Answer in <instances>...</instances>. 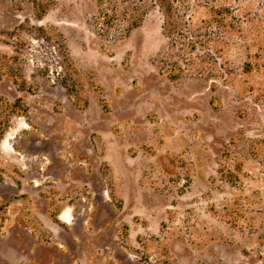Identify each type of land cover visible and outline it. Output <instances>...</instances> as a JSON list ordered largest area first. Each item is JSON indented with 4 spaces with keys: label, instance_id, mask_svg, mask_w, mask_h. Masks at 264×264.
Returning a JSON list of instances; mask_svg holds the SVG:
<instances>
[{
    "label": "rangeland",
    "instance_id": "rangeland-1",
    "mask_svg": "<svg viewBox=\"0 0 264 264\" xmlns=\"http://www.w3.org/2000/svg\"><path fill=\"white\" fill-rule=\"evenodd\" d=\"M142 1L0 0V264H264V0Z\"/></svg>",
    "mask_w": 264,
    "mask_h": 264
},
{
    "label": "trees",
    "instance_id": "trees-1",
    "mask_svg": "<svg viewBox=\"0 0 264 264\" xmlns=\"http://www.w3.org/2000/svg\"><path fill=\"white\" fill-rule=\"evenodd\" d=\"M155 1L163 8L166 14L170 13L171 5L168 0ZM25 3L30 5L32 17L40 21L53 4V0H13V9L19 10ZM144 10L145 5L142 0L140 3L135 2V0H96L95 11L92 16L94 29L98 34L108 35L111 31H115L118 37H123L139 25ZM37 30L44 32V29L41 27H38ZM44 38L50 39V36L44 35ZM65 57L69 62L68 55H65ZM73 70L76 72L75 69ZM0 75L9 77L17 89L30 90V86L22 74L21 67L13 56L0 54ZM68 80L71 82V85L68 81H65V88L69 92H76V84L69 73ZM18 102L14 103L13 107H16ZM49 217L54 222L65 227L63 223H59L54 214L49 213Z\"/></svg>",
    "mask_w": 264,
    "mask_h": 264
},
{
    "label": "crops",
    "instance_id": "crops-1",
    "mask_svg": "<svg viewBox=\"0 0 264 264\" xmlns=\"http://www.w3.org/2000/svg\"><path fill=\"white\" fill-rule=\"evenodd\" d=\"M52 222H53V220H52ZM61 222H63V221H61ZM65 223V222H64ZM53 224V223H52ZM56 224H58V223H56ZM59 225V224H58ZM49 228V227H48Z\"/></svg>",
    "mask_w": 264,
    "mask_h": 264
}]
</instances>
